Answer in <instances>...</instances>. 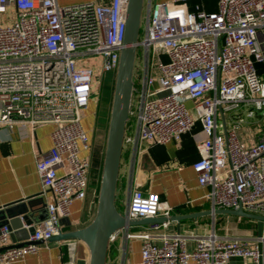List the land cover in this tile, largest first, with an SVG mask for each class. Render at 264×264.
<instances>
[{
    "label": "built area",
    "instance_id": "2783aa9c",
    "mask_svg": "<svg viewBox=\"0 0 264 264\" xmlns=\"http://www.w3.org/2000/svg\"><path fill=\"white\" fill-rule=\"evenodd\" d=\"M127 1L0 0V16H6L0 18V125L33 141L37 128L53 126L50 149L35 155L40 196H53L47 216L22 246L7 247L12 232L0 227V264L22 260L58 236L74 201L86 197L91 162L80 152L91 146L82 111L94 96L93 83L116 75ZM146 1L122 147L170 143L198 124L192 168L198 184L209 188L210 209L241 206L264 217V79L257 70L264 66V0H216L214 11L193 0ZM88 56H100L99 73L84 63ZM131 127L134 134L126 133ZM141 186L138 181L120 213L164 221L115 231L105 264H228L236 258L264 264V222L246 236L219 235L213 226L203 234L174 230L172 208ZM76 241L66 240L63 264H75ZM132 241L140 243L137 263L129 259Z\"/></svg>",
    "mask_w": 264,
    "mask_h": 264
},
{
    "label": "crops",
    "instance_id": "0c3cea01",
    "mask_svg": "<svg viewBox=\"0 0 264 264\" xmlns=\"http://www.w3.org/2000/svg\"><path fill=\"white\" fill-rule=\"evenodd\" d=\"M112 0H57L61 6L76 5L86 2L107 5ZM156 2L170 0H155ZM207 11L216 9V0H194ZM260 77L264 79V66L257 65ZM95 101L92 104L91 121L86 125L85 132L89 138L91 150L81 149V159H89L91 168L88 173L90 180L91 172L101 173L106 131L96 134L93 130V119L95 112ZM188 102V108L191 107ZM198 124L192 132L184 134L179 140L170 141L162 145H152L148 141H141L134 145L122 147L118 181L115 194V205L119 212H124V204L136 183L141 181L144 192L158 194L160 199L172 208L173 216H181L199 211L209 210L210 203L205 199L209 188L200 186L192 165L197 161L199 155L196 150L194 137L198 134ZM52 125H45L35 130L34 141L30 137H22L18 128L9 130L0 125V209L8 208L19 202H27L33 211H36L43 219L47 216L45 204L53 200L51 193L45 196L41 194V183L35 169V155L47 152L51 147L50 133ZM28 133L29 127H28ZM135 128H126V133L134 134ZM99 135V139L97 138ZM247 144L246 136H240ZM94 149L98 152L95 159ZM88 188V187H87ZM96 191L87 189L86 197L76 200L71 206V215L62 221V232H69L88 225L96 214V207L90 202L97 201ZM227 215L203 216L196 219H188L177 222L172 220L174 230H196L199 233L210 231L212 226L219 235L246 236L258 233L256 220H243ZM37 226V225H36ZM26 228V227H25ZM24 228V229H25ZM139 228V227H137ZM136 228V229H137ZM236 232V233H233ZM20 231L11 233L7 245L19 244L22 241ZM135 242H130V261L137 263L135 253ZM139 243V242H138ZM75 264H88V248L81 241H76ZM33 254H28L24 259L11 264H63L67 261L68 251L66 240L50 239ZM140 246V243H139ZM115 255L112 254V256ZM228 264H241V262L230 261Z\"/></svg>",
    "mask_w": 264,
    "mask_h": 264
},
{
    "label": "water",
    "instance_id": "95a60500",
    "mask_svg": "<svg viewBox=\"0 0 264 264\" xmlns=\"http://www.w3.org/2000/svg\"><path fill=\"white\" fill-rule=\"evenodd\" d=\"M144 0H128L125 8V37L124 46L120 51L117 72L115 75L110 116L108 121L105 151L100 176L99 190L96 202V211L92 221L84 226L69 232H61L52 239L81 241L88 248V264H105L108 240L119 229L132 226H144L152 223H161L164 218H145L128 220L115 205V194L118 181L119 164L122 152V142L128 119L131 95L133 90V67L140 36V24ZM258 114L260 112H257ZM227 215L248 220H256L258 232L264 217L245 212L242 207L231 209H209L181 216H172L177 222L196 219L203 216ZM46 218V217H45ZM44 218V219H45ZM42 217L31 209L27 202H19L8 208L0 209V227L7 225L9 230L22 234V241L11 246H22L27 243L28 237L34 233V227ZM26 227V228H25ZM25 228V229H24ZM7 246V247H11Z\"/></svg>",
    "mask_w": 264,
    "mask_h": 264
},
{
    "label": "trees",
    "instance_id": "16d2710c",
    "mask_svg": "<svg viewBox=\"0 0 264 264\" xmlns=\"http://www.w3.org/2000/svg\"><path fill=\"white\" fill-rule=\"evenodd\" d=\"M114 81H115V73L110 72L105 74L101 81V86L99 89V94L97 101L95 102V112H94V119H93V130L94 133H98L101 131H106L108 128V121L110 116V109H111V101H112V94H113V87H114ZM98 152L96 149H94V156L95 159L97 157ZM102 164V163H101ZM100 176L101 173H94L91 172V178L88 182V188L87 189H94L96 191V194L98 195L99 190V183H100ZM97 197V196H96ZM246 220V219H243ZM247 221V220H246ZM111 255L114 254V251H110Z\"/></svg>",
    "mask_w": 264,
    "mask_h": 264
},
{
    "label": "rangeland",
    "instance_id": "374dc122",
    "mask_svg": "<svg viewBox=\"0 0 264 264\" xmlns=\"http://www.w3.org/2000/svg\"><path fill=\"white\" fill-rule=\"evenodd\" d=\"M144 4L147 2L146 0H144ZM155 1V0H154ZM193 3H196L194 0H193ZM11 11V10H9ZM142 16H143V19H144V16H145V6H143V10H142ZM6 16H0V18H5ZM143 19H142V22L140 24V31H141V28L143 26ZM84 63H90V64H95L96 65V73H99V64L101 63V58L100 56H88V57H85L84 58ZM100 82L99 81H95L93 83V97H92V100L89 104V107L87 109H85L84 111H82V126L85 130L86 128V125L89 123V121H91V118H92V114H91V108L93 107L92 104L94 103V101L96 102L97 101V98H98V94H99V89H100ZM99 135H97V138L99 139L98 137ZM233 233H236V232H233ZM135 253H136V258L138 259L139 258V243L138 241L135 242ZM231 261H237V262H241V259H231Z\"/></svg>",
    "mask_w": 264,
    "mask_h": 264
}]
</instances>
